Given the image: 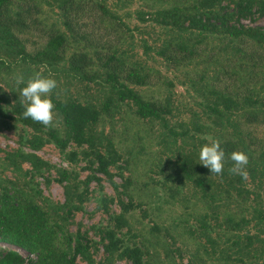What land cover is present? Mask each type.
Here are the masks:
<instances>
[{
  "label": "trees",
  "instance_id": "obj_1",
  "mask_svg": "<svg viewBox=\"0 0 264 264\" xmlns=\"http://www.w3.org/2000/svg\"><path fill=\"white\" fill-rule=\"evenodd\" d=\"M52 1L61 20L46 23L37 15L39 7L35 0H0V54L8 58L7 61L0 57V68L19 60L45 64L55 70L64 60L69 42L78 41L86 47L96 46L92 49L96 59L88 57L85 50L77 49L71 53L68 66L61 65L60 69L72 70L83 78H93L95 74L90 75L87 67L89 63L98 62L117 102L129 100L137 117L158 125L155 140L157 163L160 165L169 160L174 167L165 178L179 184L190 182L194 188L192 195L200 200L204 208L192 213L196 226L189 224L184 215L174 218L171 223L172 229L181 228L196 246L183 253L178 250L179 259L173 256L167 239L154 236L155 230H160L156 222L148 229L151 236L146 243H127L117 232L125 225V213L133 207L131 199L125 203L121 196L129 188V179L122 173L124 167L118 165L117 173L123 183L117 185L113 181L114 173L110 166L115 165L116 158L121 159V156L117 155L108 136H101L102 132L98 135L93 130L92 125L100 120V110L75 98H52L63 131L61 133L55 127L43 131L39 123L22 116L24 108L17 100L12 104V112L18 115L15 120L33 129L30 135L22 137L20 144L39 150L49 143L62 152L70 142L95 148L89 168L94 164L96 167L86 176L84 184L88 186L95 180L100 185L102 179L96 175L100 173L114 190L121 186L122 190L118 192L121 212L110 216L111 222H114L111 227L96 229L95 234L100 240L95 241L86 230L81 231L80 225L74 232L68 228L72 214L82 207L74 203L77 195L72 191L68 170L61 167L56 171V180L67 182L64 185V204L51 203L41 196L38 189L33 193L27 192L19 186V179H2L0 242L34 254L35 259H26L13 249H0V264H76L77 258L85 264H115L116 260H125L128 264H152L147 261L151 254L149 246L157 245L164 250L165 264H264V28L240 23L241 19L249 20L255 14L263 15L264 0H155L177 2L155 9L158 16L155 22L164 27L189 31L190 38L178 40L164 37L154 53L165 61L168 68L177 69L192 60L202 66L193 73L184 74L186 81L183 82L196 107H188L185 112L188 117L175 122L172 119L179 108L169 95L145 98L124 83L127 80L138 86L151 85L157 79L155 73L145 72L139 63L124 67L121 57L112 50L114 43L100 39L102 47L98 49L99 45L92 43L95 39L82 31L78 18L84 6L90 4L88 7L91 10L98 11V23L93 27L101 29L100 25H103L114 34L117 23L122 21L105 0ZM130 1L117 0L120 2L118 7ZM180 1H185L187 5H179ZM145 4L154 9L150 0H145ZM141 18L145 20L143 16ZM104 22L109 24L104 25ZM193 30L198 32L193 34ZM211 36L215 38L216 45L208 47V41L204 39ZM143 46L144 54L153 51L154 46L146 42ZM168 85L172 86L171 80ZM111 102L110 99L104 102L103 108H109ZM0 114H4L1 106ZM177 122L179 129L175 126ZM4 124L5 127L10 126L8 122ZM212 140H219L225 152V167L221 175L211 174L209 169L199 164L201 147ZM233 151H243L248 155L246 176L229 171L233 162L228 157ZM83 153L87 154L86 151ZM76 156V151L68 153L71 161ZM14 157L30 165L28 172L31 177L41 176L50 166L36 153L25 152L21 147L11 150L5 157L19 169L12 163ZM123 163L128 162L123 159ZM158 164L159 170L163 171ZM163 185L174 198L179 187L174 190ZM188 195L181 196L185 209L188 203L183 198ZM34 196L40 197L41 202ZM107 200L114 199L101 198L104 204ZM165 201L170 200L167 197ZM104 210L107 212L105 206ZM172 235L169 234V237ZM99 244L103 247L104 256L96 262L93 251L98 250ZM184 254H187L186 262L182 258Z\"/></svg>",
  "mask_w": 264,
  "mask_h": 264
},
{
  "label": "rangeland",
  "instance_id": "obj_2",
  "mask_svg": "<svg viewBox=\"0 0 264 264\" xmlns=\"http://www.w3.org/2000/svg\"><path fill=\"white\" fill-rule=\"evenodd\" d=\"M38 5V17L40 20L46 23H51L54 20H61V16L56 8L55 2L52 0H35ZM154 9H149L145 4V0H132L125 6L119 8L120 2L117 0H105L106 5L116 11L119 15V19L122 23H117L114 34L105 29L103 25L100 28H94L97 25L98 11L91 10L88 5H85L80 12L79 24L83 32H88L95 42L99 45L98 49H101V40H110L114 43L112 48L115 54L124 62V67H129L132 63H139L142 65V69L146 72H152L156 74L157 79L153 84L146 86H138L134 83H130L124 80V83L134 90L140 92L148 98L150 96L169 95L175 105L179 108L177 114L172 119V122L179 121L181 118H187L188 114H185L188 107L192 106L191 95L186 90V74H190L200 69L202 66L198 65L195 60L191 62H185L177 67V69L168 68L165 61L154 53L155 47H157L164 37H173L174 39L184 40L190 38L189 31L177 30L175 28L164 27L156 23L155 19L158 16L155 15V9L159 7L172 6L171 1L156 2L150 0ZM177 3V2H174ZM179 5H187L185 1H180ZM91 6V5H90ZM152 13V16L150 14ZM144 17V21L141 17ZM147 16V17H146ZM240 23L251 26H259L264 28V14H255L251 19H241ZM106 24H109L106 22ZM104 22V25H106ZM63 29V27H62ZM107 32V33H106ZM198 31L193 30V34ZM120 41L118 42L119 37ZM99 36V37H98ZM95 37V38H94ZM117 38V41H116ZM206 40L208 42H206ZM204 41L208 47L216 45L215 38L213 36L205 38ZM154 46L153 51L150 50L147 54H144V43ZM82 43L78 41L69 42V47L66 51L65 58L59 62L57 68L54 70L50 66L45 64H34L29 62H22L17 60L16 62H8L0 68V106L2 107L4 114H0V180L2 179H19V186L23 187L27 192L33 193L35 189L40 190L42 197L50 200L51 203L64 204L66 197L64 193V185L67 182L60 183L56 179L58 178L57 168H64L68 170L70 174V183L72 191L75 192L77 198L74 199L75 204H80L82 207L74 211L69 219L68 228L71 232H74L80 225L81 231L86 230L89 237L95 241H99L100 237L96 235L97 228L111 227L114 222H111L110 216L118 215L121 212L119 206L118 197L122 190L119 186L117 190H114L111 183L100 173H96L102 180L100 185L95 181H91L88 186L84 184L86 176L89 175L96 164L89 168V161L92 159V151L95 148H89L87 145L77 146L70 142L67 144L64 152L53 144H47L43 148L37 151V155L41 156L42 160L48 163L50 166L48 169H43L44 173L41 176L35 175L31 177L28 172L30 165L23 163L18 157H14L13 164L20 167L16 169L14 165L6 159V155L11 150L16 148H22L25 152H30L25 145L20 144L22 137H26L33 132L32 127L25 125L17 120L18 115L12 112V104L17 100L21 101L20 89L25 86L26 81L29 78L35 76L37 72L43 73L45 76L51 75L58 82V87L51 95L54 99H67L68 97L75 98L81 103H91L100 110V120L92 125L96 134L108 136L113 143V147L117 155L121 156L116 158V164L110 166V170L114 173L113 181L120 185L123 183V179L117 173L118 168L116 166L121 165L124 168L122 173L128 177L129 188L125 194H121L125 203L128 199L132 201L133 207L129 209L125 217V225L121 228L117 235H121L123 240L127 243L140 244L146 243L150 238L151 232L148 230L153 222H156L160 230H155V235L158 238L167 239L170 243V250L173 256L179 259L178 250L183 253L189 248L196 247L190 240L187 234H185L181 228L174 230L171 228V223L174 218L185 216V220L189 221V224L194 226L197 223L194 221L192 213L195 211L200 212L203 205L200 200L196 199L192 195L194 190L193 185L190 182L179 184L177 181L167 180L165 177L173 172V165L169 163V160H164L163 164L157 163V147L155 145L156 134L159 130L157 124L151 123L148 120H143L135 115L134 106H132L129 100L124 102H117L116 96L110 92L108 84L105 82V75L103 74V68L98 62L89 63L87 71L90 75L93 73V78H83L81 74L74 71H62L61 65L68 66V60L71 53L78 50H85L88 57L96 59L94 55V49L96 46H87L83 48ZM208 52V51H207ZM206 52V53H207ZM2 56V57H1ZM2 59L5 58L3 54H0ZM8 61V58H5ZM19 76H23L25 84L17 85L16 80ZM122 80V79H119ZM172 81V86L168 85V81ZM167 84V87L165 86ZM112 100L111 106L107 109L103 108V103ZM193 107H196L193 105ZM54 121L51 127L58 128L62 133L63 125L61 120L54 111ZM4 122H8L10 126L5 127ZM179 122L175 123L177 129ZM41 125V124H40ZM42 130L46 131L50 127L46 128L41 125ZM98 144V141H95ZM103 150L102 145L99 146ZM98 147V148H99ZM97 148V147H96ZM76 151L77 156L75 160L71 161L68 158V153ZM84 151L87 152L84 155ZM58 159L67 161L66 167L62 165L58 166ZM125 159L128 163H123ZM157 164L163 168L160 171ZM24 181H29L25 184ZM165 186H171L172 188L179 187L177 194H174V198H171ZM166 191V192H165ZM189 194V195H188ZM188 204L185 209L182 203V197ZM113 198V201L101 202V198ZM169 198L170 201L166 202L165 199ZM34 198L41 202L40 197ZM173 200V202H171ZM184 202V203H186ZM99 204L103 206H98ZM107 208V212L104 210ZM185 209V210H184ZM187 211V214H186ZM167 228V229H166ZM169 234H173L169 237ZM4 244L0 242V249ZM11 248L14 246L10 245ZM150 256L147 261L152 264H165L164 262V250L157 245L156 247L149 246ZM26 254L24 251H22ZM23 255V254H22ZM94 259L96 262L100 261L104 256L102 245H98V250L93 251ZM206 257V256H205ZM183 260L186 262L187 254L183 255ZM208 260V258L206 259ZM125 260H116L115 264H128ZM76 264H85L81 259L77 258Z\"/></svg>",
  "mask_w": 264,
  "mask_h": 264
},
{
  "label": "clouds",
  "instance_id": "obj_3",
  "mask_svg": "<svg viewBox=\"0 0 264 264\" xmlns=\"http://www.w3.org/2000/svg\"><path fill=\"white\" fill-rule=\"evenodd\" d=\"M17 85L25 84L23 76L16 80ZM58 87L57 80L51 75L45 76L37 72L34 77L26 81L24 87L20 89L21 105L24 108L22 116L31 119L48 128L53 125L55 105L51 100V95ZM233 166L229 171L234 175L246 176L245 171L249 157L243 151H233L228 157ZM199 161L201 165L209 169L211 174L221 175L225 167V152L220 146L219 140H212L204 144L199 151Z\"/></svg>",
  "mask_w": 264,
  "mask_h": 264
},
{
  "label": "built area",
  "instance_id": "obj_4",
  "mask_svg": "<svg viewBox=\"0 0 264 264\" xmlns=\"http://www.w3.org/2000/svg\"><path fill=\"white\" fill-rule=\"evenodd\" d=\"M30 152L36 153L37 151L31 150ZM58 161H59V163L57 164L58 166L62 165L63 167H66V165H67V162L66 161H64L62 159H58ZM3 244H4L2 246L3 248H6L7 247V249H13L16 252H18L19 254H21V255L23 254L22 256L25 257L26 259H35V255L34 254L28 253V252L22 250L21 248H18V247H15V246H14V248H11L10 245L9 244H6V243H3ZM22 251H24L26 254H24Z\"/></svg>",
  "mask_w": 264,
  "mask_h": 264
}]
</instances>
